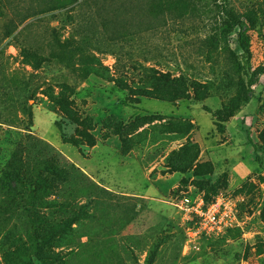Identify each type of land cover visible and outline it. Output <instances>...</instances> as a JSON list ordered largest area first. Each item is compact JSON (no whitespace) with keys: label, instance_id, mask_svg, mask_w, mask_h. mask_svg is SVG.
<instances>
[{"label":"rangeland","instance_id":"obj_1","mask_svg":"<svg viewBox=\"0 0 264 264\" xmlns=\"http://www.w3.org/2000/svg\"><path fill=\"white\" fill-rule=\"evenodd\" d=\"M222 194L238 227L187 247L172 199ZM36 236L65 264H264V0H0V264H43Z\"/></svg>","mask_w":264,"mask_h":264},{"label":"built area","instance_id":"obj_2","mask_svg":"<svg viewBox=\"0 0 264 264\" xmlns=\"http://www.w3.org/2000/svg\"><path fill=\"white\" fill-rule=\"evenodd\" d=\"M182 215L187 232V247L204 238L221 237L239 225L235 201L227 194L208 202L201 196L185 195L172 199Z\"/></svg>","mask_w":264,"mask_h":264},{"label":"trees","instance_id":"obj_3","mask_svg":"<svg viewBox=\"0 0 264 264\" xmlns=\"http://www.w3.org/2000/svg\"><path fill=\"white\" fill-rule=\"evenodd\" d=\"M241 28V33H240V43L242 44V47L244 48V50H246V43H247V39L245 37L246 36V33H247V30L243 27V26H240ZM17 31V28H13L12 29V33L11 35H13L14 33H16ZM55 31V30H54ZM22 31H20L16 36H14V39L17 41L19 40V37L22 35ZM163 81V80H162ZM163 83L165 84H169V85H181V86H188V82L187 81H184L183 78H177V79H174V80H166L164 79ZM174 95H177L179 97H181L182 94H177V93H174ZM251 143H252V146L254 148L255 151H258L259 147L257 146V144H255V142L253 141V139H250ZM256 159H259L258 156H256ZM233 230V229H232ZM232 230H229L227 232V234L229 232H231ZM34 243H36V247H35V251H36V259L38 261H42L43 264H65V262L60 259L58 261V256H55V255H51V256H44L43 254L45 253V249L43 248V246L41 244H39L38 242H43L44 241V238H42L41 240L38 239V237L36 236L34 239H33ZM23 246L25 245H22V246H19L17 247L13 252H8L6 253V256H5V260L7 263H11L12 261H16L17 259L20 258L21 254H26V255H31V250L30 248H23ZM43 255V256H42ZM18 261V260H17ZM20 263V261H19ZM28 264H33V260L31 258H29L28 260Z\"/></svg>","mask_w":264,"mask_h":264},{"label":"crops","instance_id":"obj_4","mask_svg":"<svg viewBox=\"0 0 264 264\" xmlns=\"http://www.w3.org/2000/svg\"><path fill=\"white\" fill-rule=\"evenodd\" d=\"M246 168H249L248 166H246ZM245 168V166L243 165L241 167V172H242V176L248 177L252 172L249 169V171Z\"/></svg>","mask_w":264,"mask_h":264}]
</instances>
